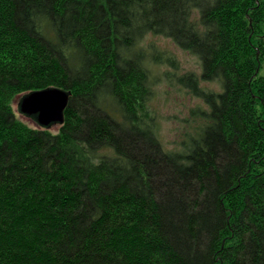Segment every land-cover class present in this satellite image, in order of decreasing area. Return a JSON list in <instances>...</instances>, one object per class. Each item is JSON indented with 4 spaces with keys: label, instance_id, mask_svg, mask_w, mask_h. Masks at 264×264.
I'll use <instances>...</instances> for the list:
<instances>
[{
    "label": "trees",
    "instance_id": "obj_1",
    "mask_svg": "<svg viewBox=\"0 0 264 264\" xmlns=\"http://www.w3.org/2000/svg\"><path fill=\"white\" fill-rule=\"evenodd\" d=\"M263 62L264 0H0V264H264ZM154 66L207 106L180 150ZM46 88L32 128L11 101Z\"/></svg>",
    "mask_w": 264,
    "mask_h": 264
},
{
    "label": "rangeland",
    "instance_id": "obj_2",
    "mask_svg": "<svg viewBox=\"0 0 264 264\" xmlns=\"http://www.w3.org/2000/svg\"><path fill=\"white\" fill-rule=\"evenodd\" d=\"M251 24V21H250ZM154 41L159 50H169L176 53L180 61V70L176 75L183 72L193 71L200 74V66L189 53L180 50L166 38L149 37L145 43ZM259 52L256 58L258 59ZM264 65V62H263ZM170 70L168 67L154 66L151 73L154 75L153 98L150 101L151 111L156 117L158 128V137L166 149L180 150L183 141H189L190 136H196L201 129L204 121L202 117H198V108L207 109L206 104L199 98L193 96L189 90L182 87L176 82L175 76L164 75L162 72ZM207 89L213 88L218 90L215 83H203ZM22 95H15L12 99V111L16 116L28 123L32 128H36L35 123L19 113L18 105Z\"/></svg>",
    "mask_w": 264,
    "mask_h": 264
},
{
    "label": "water",
    "instance_id": "obj_3",
    "mask_svg": "<svg viewBox=\"0 0 264 264\" xmlns=\"http://www.w3.org/2000/svg\"><path fill=\"white\" fill-rule=\"evenodd\" d=\"M69 92L46 88L24 95L19 101V113L34 119L41 127L62 124L69 102Z\"/></svg>",
    "mask_w": 264,
    "mask_h": 264
}]
</instances>
